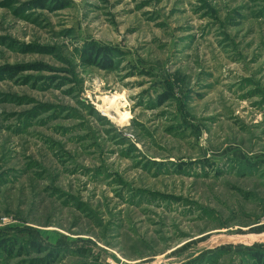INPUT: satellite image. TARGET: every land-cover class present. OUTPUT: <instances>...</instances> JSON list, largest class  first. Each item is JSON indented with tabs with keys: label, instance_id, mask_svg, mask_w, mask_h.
Instances as JSON below:
<instances>
[{
	"label": "rangeland",
	"instance_id": "obj_1",
	"mask_svg": "<svg viewBox=\"0 0 264 264\" xmlns=\"http://www.w3.org/2000/svg\"><path fill=\"white\" fill-rule=\"evenodd\" d=\"M2 238L0 264L250 261L264 0H0Z\"/></svg>",
	"mask_w": 264,
	"mask_h": 264
},
{
	"label": "trees",
	"instance_id": "obj_2",
	"mask_svg": "<svg viewBox=\"0 0 264 264\" xmlns=\"http://www.w3.org/2000/svg\"><path fill=\"white\" fill-rule=\"evenodd\" d=\"M84 50H88V54H94L97 58H101L102 56H104L106 61H108V62L112 61L108 57V54H110V53L109 52L106 53L107 49H105V48H101V47H98V46L91 44V45L85 47ZM110 65H112V63H110ZM35 234L37 236L40 235L38 232ZM34 241H36V239H33V241L23 242L24 247H27V249L32 247V249H34L36 246H39V244H35ZM14 242H15L14 239L2 238V239H0V248L4 249V250H8L11 253V248H13V245L16 244ZM40 247H37V249L40 248V250H47V249L57 250L56 247H58V246H56V245L53 246L49 243V244H41ZM58 248H60V246ZM244 257H246V259L248 258L250 261L244 262L242 260V264H264V248L262 250L245 252ZM211 258L215 259L216 256L213 255V256H211Z\"/></svg>",
	"mask_w": 264,
	"mask_h": 264
},
{
	"label": "bare ground",
	"instance_id": "obj_3",
	"mask_svg": "<svg viewBox=\"0 0 264 264\" xmlns=\"http://www.w3.org/2000/svg\"><path fill=\"white\" fill-rule=\"evenodd\" d=\"M115 101V100H114ZM112 102H113V100H112Z\"/></svg>",
	"mask_w": 264,
	"mask_h": 264
}]
</instances>
